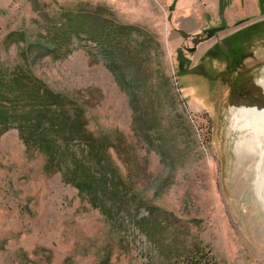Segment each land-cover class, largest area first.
Listing matches in <instances>:
<instances>
[{
  "label": "rangeland",
  "instance_id": "1",
  "mask_svg": "<svg viewBox=\"0 0 264 264\" xmlns=\"http://www.w3.org/2000/svg\"><path fill=\"white\" fill-rule=\"evenodd\" d=\"M16 65L116 185L108 216L0 124V264H264V0H0V71Z\"/></svg>",
  "mask_w": 264,
  "mask_h": 264
},
{
  "label": "trees",
  "instance_id": "2",
  "mask_svg": "<svg viewBox=\"0 0 264 264\" xmlns=\"http://www.w3.org/2000/svg\"><path fill=\"white\" fill-rule=\"evenodd\" d=\"M69 17L64 23L67 27L63 32L64 36L71 31H76L68 26L74 21ZM81 21L84 20L76 18V24L72 26L86 29L80 23ZM105 32L106 30L102 28L96 31L95 36L91 32L88 36L93 39L98 36L100 43L109 45L105 39L106 36L108 37ZM257 33L258 28H253L250 35ZM107 49L108 47L105 46L104 50L107 51ZM107 58L109 62L107 65L111 69L113 68L112 58L111 56ZM67 105L58 93L54 94L43 82L35 79L25 67L16 65L12 67L11 72L0 71V124L4 127L15 124L24 144L36 146L46 152L56 168L63 167L62 172L66 180L75 185L80 192L88 191L91 203L111 216L110 210L103 208L105 199L99 198L101 192L114 193L116 185L114 173L106 165L101 166L103 163L101 151L97 148L93 133L84 126L81 118L77 121L76 118L67 114L65 109ZM73 139L86 144L84 154L89 158H77L74 152L64 151L66 144ZM56 140H60L63 147L56 143ZM84 154L81 156L83 157ZM94 166H97L99 171L94 169ZM101 187L104 189L99 190ZM186 262V264L215 263L209 256L202 263L194 257H188Z\"/></svg>",
  "mask_w": 264,
  "mask_h": 264
}]
</instances>
